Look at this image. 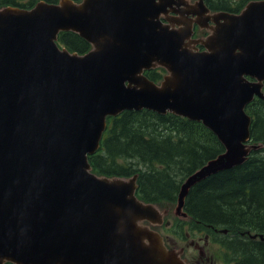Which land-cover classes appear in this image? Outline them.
Returning <instances> with one entry per match:
<instances>
[{"label": "water", "instance_id": "obj_1", "mask_svg": "<svg viewBox=\"0 0 264 264\" xmlns=\"http://www.w3.org/2000/svg\"><path fill=\"white\" fill-rule=\"evenodd\" d=\"M170 13L186 21L197 14L200 28L214 27L201 44H186L191 24ZM207 13L203 0L0 9V264H188L182 248L164 246L155 228L166 210L136 197L137 175L97 176L87 156L106 118L123 111L201 122L224 152L181 184L173 215L187 220L195 184L261 147L248 144L244 108L254 96L264 101V0L239 15ZM60 32L76 33L90 50L60 49ZM158 67L166 75L155 84L143 72Z\"/></svg>", "mask_w": 264, "mask_h": 264}, {"label": "trees", "instance_id": "obj_2", "mask_svg": "<svg viewBox=\"0 0 264 264\" xmlns=\"http://www.w3.org/2000/svg\"><path fill=\"white\" fill-rule=\"evenodd\" d=\"M36 1L22 4L18 0H0V8H31ZM249 1L252 0H238L235 8L227 4V10H238ZM57 43L79 55L90 49L73 32L59 33ZM163 73L164 70L157 69L144 74L158 83ZM245 110L252 118L251 142L260 143L261 148L251 151L243 164L195 184L184 203L190 220L173 218L167 231L183 238L184 227L190 232L203 229L213 239L215 231L226 230L220 243L229 251L231 264H264V102L256 99ZM223 151L217 138L199 122L170 113L124 111L116 117H107L100 147L87 159L98 176L137 175V197L170 208L183 181ZM247 234L262 236L263 240L250 239Z\"/></svg>", "mask_w": 264, "mask_h": 264}, {"label": "rangeland", "instance_id": "obj_3", "mask_svg": "<svg viewBox=\"0 0 264 264\" xmlns=\"http://www.w3.org/2000/svg\"><path fill=\"white\" fill-rule=\"evenodd\" d=\"M27 1L28 0H18V2L22 3V4L26 3ZM237 1L238 0H227V3H234ZM167 209H169V210L168 211L166 210V214H169L168 216L170 217V215L173 214L174 206L167 208ZM155 230L159 234H161L163 237L167 236V240H169V242H167V243H170V246L173 249L178 250V249L183 248V247L185 249H188L189 254H185V255H186L187 259L190 261V263H192V264H222L225 261L223 258V254H225V255L228 254V251L226 249L223 248V250L221 252H219L218 246H215L213 249L214 251H210L211 254L209 255L207 253L208 247H203L202 240L199 241L205 235V231L203 229L190 232L189 228L184 227L183 231H182V234L184 236L183 237L184 240L178 239L177 237L173 236L171 233L168 234V233L163 232L161 227H156ZM186 235H188V236L190 235V238L189 237H188L189 239L186 238ZM222 237H223L222 234L216 233L215 237H213V240H215L216 243H219L221 241ZM192 241L198 242L199 247L202 248V250H203L202 255L200 253H198L197 248H195L193 244L192 245L190 244ZM206 257L207 258L209 257L208 260L212 261L213 263H208L206 260ZM190 263L188 262V264H190Z\"/></svg>", "mask_w": 264, "mask_h": 264}, {"label": "flooded vegetation", "instance_id": "obj_4", "mask_svg": "<svg viewBox=\"0 0 264 264\" xmlns=\"http://www.w3.org/2000/svg\"><path fill=\"white\" fill-rule=\"evenodd\" d=\"M188 1L191 5H195V2L198 0H188ZM203 3L205 5V7L209 10V14L207 13L208 15L213 14V13H222V12H226L229 14H237L244 7L243 6L240 9L237 8L238 10H235V11H228L227 10V4H230V3H227V0H203ZM231 4L233 5L232 7L235 8V5L237 4V2H234ZM193 10L196 12L198 9H197V7H194ZM170 16H171V19L173 20L174 23H182L183 22L185 24L187 21H189V23L191 24V35L189 38V42L188 41L185 42L186 44H193V41H196L197 42L196 44H201L199 42L204 41V39L209 34L208 29H210L211 27H214L212 23H209L207 25L208 29L200 28V26L196 23V21H199L197 14H195L194 16L189 15V19L187 21L184 20L183 18L179 17V16L173 15L172 13H170ZM170 16H168V17H170ZM188 237L190 238V235L189 236L186 235V238H188ZM201 240L203 243V247H208L207 253L209 255L211 254L210 251H214L213 249L215 246H218L219 252H221L223 250V248L220 246L219 243L213 242L210 239V237L207 235H204L199 241H201ZM190 244L191 245L193 244L194 247L197 248L198 253H200L201 255L203 254V250H202V248L199 247L198 242L192 241ZM185 254H189L188 249H185ZM185 257H186V255H185ZM208 259H209V257L208 258L206 257V260L208 263H213L212 261H210ZM222 264H225V263H222Z\"/></svg>", "mask_w": 264, "mask_h": 264}]
</instances>
